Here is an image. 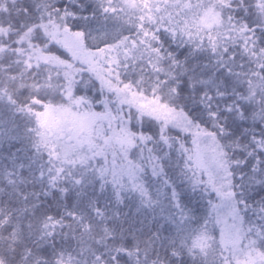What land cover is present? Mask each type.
Segmentation results:
<instances>
[{
	"label": "snow or ice",
	"instance_id": "1",
	"mask_svg": "<svg viewBox=\"0 0 264 264\" xmlns=\"http://www.w3.org/2000/svg\"><path fill=\"white\" fill-rule=\"evenodd\" d=\"M0 264H264V0H0Z\"/></svg>",
	"mask_w": 264,
	"mask_h": 264
}]
</instances>
